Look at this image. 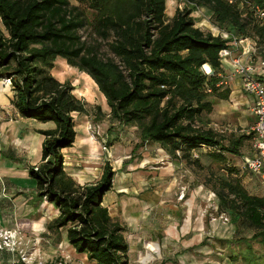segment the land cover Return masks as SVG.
<instances>
[{"label": "trees", "instance_id": "1", "mask_svg": "<svg viewBox=\"0 0 264 264\" xmlns=\"http://www.w3.org/2000/svg\"><path fill=\"white\" fill-rule=\"evenodd\" d=\"M77 1L95 11L94 28L101 37L114 36L111 50L122 65L86 50L77 34L85 22L83 12L70 0H0V79H10L11 103L22 118L54 123L52 129L36 130L44 136L43 163L27 169L37 188L33 200H46L58 210L50 226L64 229L68 244L91 264H127L124 227L102 203L112 186L110 166L105 164L99 181L84 185L64 170L62 150L72 146L76 135L72 113H83L85 107L70 82L51 75L54 60L60 56L87 73L104 95L110 116L137 125L143 141L157 143L172 159L198 164L191 154L206 147L215 149L208 155L212 160L224 162L223 153L238 154L250 135L226 144L200 121L212 111L211 98L230 94L223 87L219 51L231 38L197 27L191 13L206 7L215 25L238 39L256 37L262 47L264 24L239 9L240 0H180L184 7L176 8L169 21L166 0ZM244 1L264 8V0ZM208 181L218 206L230 215L234 240L245 243L227 255L228 263L264 264V250L252 247L264 246V197L249 193L233 177ZM247 231L250 235L243 234Z\"/></svg>", "mask_w": 264, "mask_h": 264}, {"label": "rangeland", "instance_id": "2", "mask_svg": "<svg viewBox=\"0 0 264 264\" xmlns=\"http://www.w3.org/2000/svg\"><path fill=\"white\" fill-rule=\"evenodd\" d=\"M70 3L83 12L85 22L77 34L86 50L122 65L111 50L114 36L103 38L95 31V11L77 0ZM250 3L240 0L238 8L248 10ZM184 5L180 0H166V20ZM191 15L204 31L222 36L226 32L225 27L213 23L212 12L206 7H195ZM241 40L249 41V52L232 56L251 60L255 72L264 79V46L256 37ZM226 60L230 61L231 56ZM227 71L223 87L229 88L236 76L233 67ZM50 73L60 82H70L74 95L85 107L83 113H72L76 135L72 146L62 150L64 170L84 185L99 181L105 164L110 166L114 173L112 186L103 196V205L111 219L124 227L129 246L127 264H231L227 255L244 248L245 243L234 240L230 215L218 206L208 180L233 177L249 193L264 197L262 180L242 167L241 157L249 150V140L244 141L238 154L224 152V162L212 160L208 155L215 149L206 147L191 154L198 164L172 159L157 143L143 141L137 125L123 124L110 116L104 95L87 73L60 56ZM9 93L13 98L11 82L1 78L0 100ZM230 94L227 99L211 98L212 111L200 121L204 128L219 133L226 144L233 137L246 135L251 122L250 105L242 106L234 100L236 93ZM12 106L8 110L0 108V228L16 233L19 242L13 252L0 250V264H91L68 244L64 229L50 226L58 210L46 200H33L37 188L27 169H37L43 163L40 151L44 140L33 131L52 129L54 123L22 118ZM252 247L264 250L261 244L252 243ZM19 251L26 255L25 260Z\"/></svg>", "mask_w": 264, "mask_h": 264}, {"label": "built area", "instance_id": "3", "mask_svg": "<svg viewBox=\"0 0 264 264\" xmlns=\"http://www.w3.org/2000/svg\"><path fill=\"white\" fill-rule=\"evenodd\" d=\"M250 4L248 10L251 11L254 20L258 24H264V8L253 3ZM222 37L231 38V44L221 49L219 51V56L222 61L231 56L230 61L233 66V75L236 77L238 76L242 91L252 97L250 111L254 116V121L247 130V134L250 135L249 149L251 154L243 157L242 167L248 173L259 177L264 183V79L260 74L258 75L255 72L251 60L243 61L240 56H232V47L237 48L239 39L233 33L227 31ZM247 50L249 52L250 48L248 47ZM4 80L10 83V79ZM18 240L19 238L16 233H11L8 230H2L0 228V250L13 252L16 249V245L18 249ZM19 252L21 259L25 260L26 255L22 251Z\"/></svg>", "mask_w": 264, "mask_h": 264}, {"label": "crops", "instance_id": "4", "mask_svg": "<svg viewBox=\"0 0 264 264\" xmlns=\"http://www.w3.org/2000/svg\"><path fill=\"white\" fill-rule=\"evenodd\" d=\"M248 40H241V39H239V41H238V43H237V48L236 47H232V49H233V54H242L243 55V53L247 50V48L249 47V44H248ZM222 66H223V68H224V70H225V72H223V73H221V75L223 76V77H225L226 76V74H228V71L227 70H232V63H231V61H229V60H226V61H222ZM241 83H240V80L237 78V77H234L233 79H232V81H231V85L232 86H229V89L231 90L230 91V96H234V94L236 93V95L234 96V100L236 101V102H238L239 104H241L242 106H245V105H250V108H251V104H252V97L250 96V95H247L246 93H244L243 91H242V89H241V85H240ZM232 87H233V89L234 90H232ZM237 89H239V91L240 92H238V90ZM9 96V97H8ZM7 96V98H5V99H3V100H0V108H4V109H6V110H8V108L10 107V106H12V104H11V100H12V97H11V95H10V93H9V95ZM11 97V98H10ZM9 106V107H8ZM12 108H14L13 106H12ZM250 108H249V111H250ZM249 115H250V120H251V122H250V125L253 123V121H254V116L252 115V113H251V111H250V113H249ZM249 125V126H250ZM37 129H39V128H36L34 131H33V133L35 134V135H37V134H40V133H38V132H36V130ZM39 136H42L43 138H44V136L42 135V134H40ZM249 145H250V142H249ZM12 148V147H11ZM67 148H69V147H67ZM67 148H64L63 150H65V149H67ZM41 150H42V143H41ZM2 153H0V155H1ZM40 154H41V151H40ZM251 154V151H250V149L248 150V152L247 153H245V154H243L242 155V159H243V157H245V156H248V155H250ZM64 155V154H63ZM77 184H79V183H77ZM80 185V184H79ZM111 189V188H110ZM108 192V191H107ZM103 203V202H102ZM56 211H57V209H56ZM58 212V211H57ZM74 250V249H73Z\"/></svg>", "mask_w": 264, "mask_h": 264}, {"label": "bare ground", "instance_id": "5", "mask_svg": "<svg viewBox=\"0 0 264 264\" xmlns=\"http://www.w3.org/2000/svg\"><path fill=\"white\" fill-rule=\"evenodd\" d=\"M204 69L209 73L210 72V68L208 65H204Z\"/></svg>", "mask_w": 264, "mask_h": 264}, {"label": "water", "instance_id": "6", "mask_svg": "<svg viewBox=\"0 0 264 264\" xmlns=\"http://www.w3.org/2000/svg\"><path fill=\"white\" fill-rule=\"evenodd\" d=\"M203 69H204V67H203ZM205 70V69H204ZM205 72H207V71H205ZM208 73V72H207Z\"/></svg>", "mask_w": 264, "mask_h": 264}]
</instances>
